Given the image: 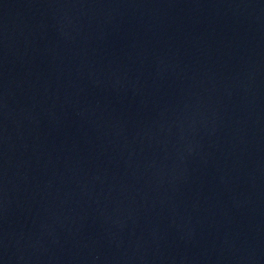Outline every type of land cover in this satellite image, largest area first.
<instances>
[{"label": "water", "instance_id": "95a60500", "mask_svg": "<svg viewBox=\"0 0 264 264\" xmlns=\"http://www.w3.org/2000/svg\"><path fill=\"white\" fill-rule=\"evenodd\" d=\"M0 264H264V0H0Z\"/></svg>", "mask_w": 264, "mask_h": 264}]
</instances>
